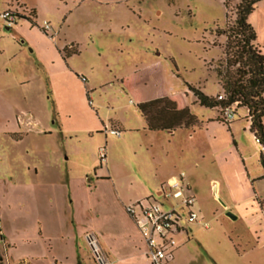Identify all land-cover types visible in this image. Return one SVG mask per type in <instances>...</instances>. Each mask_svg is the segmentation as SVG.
<instances>
[{"label": "rangeland", "instance_id": "rangeland-1", "mask_svg": "<svg viewBox=\"0 0 264 264\" xmlns=\"http://www.w3.org/2000/svg\"><path fill=\"white\" fill-rule=\"evenodd\" d=\"M239 2L0 0V13L24 16L10 29L0 20V264H51V255L76 264L73 225L96 234L107 258L141 262L124 206L155 197L160 181L180 173L199 221L183 224L188 240L176 237L183 247L168 264H224L231 241L251 238L245 226L262 225L253 193L264 200V172L244 109L225 125L217 107L193 104L187 90L223 94L237 67L228 64L226 34ZM17 75L28 85L18 86ZM160 94L187 105L199 125L146 131L134 106ZM28 129L46 134L22 135ZM78 246L77 264H96L84 238Z\"/></svg>", "mask_w": 264, "mask_h": 264}, {"label": "trees", "instance_id": "trees-1", "mask_svg": "<svg viewBox=\"0 0 264 264\" xmlns=\"http://www.w3.org/2000/svg\"><path fill=\"white\" fill-rule=\"evenodd\" d=\"M239 1L235 8L234 23L226 34L227 49L232 52L228 64L237 66L222 83L226 99L217 101L193 86H187V90L195 98L194 103L205 108L213 109L219 105L237 103V107L247 111L250 133H255L264 142V58L255 44V31L247 23V17L261 0ZM63 51L66 56L70 54L66 48ZM136 109L144 119L147 130L151 132L190 130L199 125L188 108L177 109L176 104L166 97L139 103ZM259 163L264 172V154H259ZM262 178L264 179V174Z\"/></svg>", "mask_w": 264, "mask_h": 264}, {"label": "built area", "instance_id": "built-area-1", "mask_svg": "<svg viewBox=\"0 0 264 264\" xmlns=\"http://www.w3.org/2000/svg\"><path fill=\"white\" fill-rule=\"evenodd\" d=\"M16 18L17 15L9 10L0 13V20L7 29L15 25ZM40 30L50 39L56 35L46 22L42 23ZM66 48L71 49V45ZM81 81L85 82L83 78ZM225 99L224 93L216 97L217 101ZM217 108L220 112L221 123L231 124L235 117L237 103L219 105ZM115 133L118 135L117 130ZM251 135L260 154H264V142L255 133H251ZM99 158L101 162L105 161L104 148H100ZM155 197L149 196L129 202L124 206V211L140 235L148 264H168L173 260L175 252L180 246L176 237L184 235L185 239H188V230L183 224L199 221L193 210L196 199L189 186L184 182L183 173L172 177L161 185ZM157 198H162L165 202H173V205L165 207V203L159 202ZM203 227L207 228L205 224ZM85 240L96 264H112L102 252L99 242L93 234H86Z\"/></svg>", "mask_w": 264, "mask_h": 264}, {"label": "crops", "instance_id": "crops-1", "mask_svg": "<svg viewBox=\"0 0 264 264\" xmlns=\"http://www.w3.org/2000/svg\"><path fill=\"white\" fill-rule=\"evenodd\" d=\"M220 3H221V1H220ZM5 11H6V9H5ZM14 12H17V11H14ZM32 14L35 17V12L33 10H32ZM17 17H21L22 19H24V16L17 15ZM28 22L31 23L29 20H28ZM247 23L255 31V34H256L255 44L258 46V48H259V50H260V52H261V54H262V56L264 58V0H261L260 2H258L256 4L254 11L247 17ZM45 38H46V40L49 39L47 36ZM51 42L54 45H56L55 42H53V41H51ZM56 50H57V53L59 55H61V52H59L58 49H56ZM14 57H16V56H14ZM14 57L12 58V60H14ZM31 61H33V60H31ZM14 79L18 83V86L28 85V83L30 82L29 78H27V77L26 78H22L21 75L15 76ZM196 88H198V87H196ZM199 90H200V88H199ZM190 96L192 98V103L195 104L194 103L195 98L193 97L192 94ZM162 97H166L169 100L173 101L176 104L177 109H183V108H188L189 109V107L187 105L183 104V105L179 106L178 103L173 98H171L169 96H166V95H163V94H160V95L154 97L151 100L158 99V98H162ZM21 99L24 100V98H21ZM146 101H150V100H146ZM146 101H139V102H137L135 104V106H134V109L137 110L136 109V105L139 104V103L146 102ZM13 104H16V103H13ZM10 107L13 108V109L15 108L14 105L13 106L10 105ZM242 119H245L247 121V129H248V132L250 133V131H249L250 121L247 119V111L245 109H244V113L242 114ZM143 121H144V119H143ZM262 124L264 126V117L262 118ZM144 127H145L146 131H148L147 128H146L145 121H144ZM148 132H151V131H148ZM157 132H164V131H157ZM173 132H168V133H173ZM28 133H33L36 136H41V135H45L46 134V132H43V130H41V129L34 130V132H32V131H30V129H28L25 133H22V135L23 134H28ZM20 138H21V136H20ZM171 178H167L165 181L164 180L160 181L159 184L153 190L154 191V195H156L158 193L160 186L163 185V184H165ZM254 181H256V179L252 180V182H254ZM253 194H254V198L258 201L259 209H260L261 214H262V218L260 219L261 220L260 222H261L262 225H246L245 226V229L248 231V235H250L251 238L248 239V240H246V243L234 244L231 241L232 244H231L230 250H232V251L231 252L230 251H228V252L225 251L227 258L224 257V259L227 260V262L226 263L223 262L224 264H264V206L262 205V202H264V200L260 199L259 196L256 193H253ZM127 218L131 222V224H132L131 226L134 228V230L136 232H138L137 229H136V227H135V225L132 223V221L129 219L128 216H127ZM74 223H75V220L73 221V224ZM72 230H73V234L71 236V239L70 240L67 239V240H68V243H70V246H71V249H72V254L74 255L72 257V260L73 261L75 260L76 261V264H77V263H79V260H80V257H79L80 249H79V246H78V241L81 238H84V241L86 242L85 237H84V233H86V232H89L90 233V231L81 230V228L78 225H73V229ZM39 233H40L39 236H40V239H41L42 233L41 232H39ZM93 235L96 237V234H93ZM138 236H139L138 243L141 246V248L139 249V251L141 253L140 255H141L142 261L141 262H137V263L138 264H148V262H147V260L145 258V255H144L145 247H144V244H143V242H142V240L140 238L139 233H138ZM113 237L114 238L115 237L116 238H120V232L117 231L113 235ZM98 242H99V240H98ZM99 244H101L102 247L104 246L101 242H99ZM179 244H180V247L178 248L176 254L183 247V243L182 242H180ZM74 252H77L78 253V256H77V253L75 255ZM107 256H108V260L112 264H123L124 263V259L123 258L118 257V256H115L114 254L109 253V254H107ZM136 258H137V256H134V258H133V260H134L133 261V264H137V263H135ZM217 258L220 259L221 256L218 255ZM39 259H40L39 257H35V260H39ZM34 262L35 261H32V262L29 263L27 260H25V259L23 260L22 259L20 261V264H36V262L35 263ZM50 262H51V264H62V261L60 259H57L53 255L50 256ZM214 263L215 264H219V262H214Z\"/></svg>", "mask_w": 264, "mask_h": 264}, {"label": "water", "instance_id": "water-1", "mask_svg": "<svg viewBox=\"0 0 264 264\" xmlns=\"http://www.w3.org/2000/svg\"><path fill=\"white\" fill-rule=\"evenodd\" d=\"M227 216L234 219V216H232L231 214L227 213Z\"/></svg>", "mask_w": 264, "mask_h": 264}]
</instances>
